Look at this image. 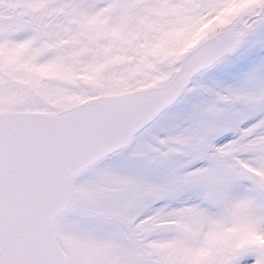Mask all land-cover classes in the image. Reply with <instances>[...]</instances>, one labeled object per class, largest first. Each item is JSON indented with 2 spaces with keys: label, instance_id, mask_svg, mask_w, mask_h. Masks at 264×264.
Masks as SVG:
<instances>
[{
  "label": "snow or ice",
  "instance_id": "snow-or-ice-1",
  "mask_svg": "<svg viewBox=\"0 0 264 264\" xmlns=\"http://www.w3.org/2000/svg\"><path fill=\"white\" fill-rule=\"evenodd\" d=\"M0 264H264V0H0Z\"/></svg>",
  "mask_w": 264,
  "mask_h": 264
}]
</instances>
